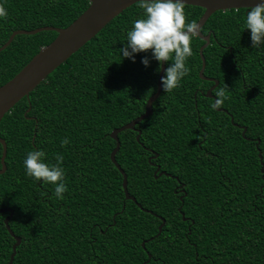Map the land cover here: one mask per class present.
Here are the masks:
<instances>
[{"label": "trees", "instance_id": "trees-1", "mask_svg": "<svg viewBox=\"0 0 264 264\" xmlns=\"http://www.w3.org/2000/svg\"><path fill=\"white\" fill-rule=\"evenodd\" d=\"M0 4L8 13L0 19L1 46L16 29L68 25L88 0ZM247 9L217 10L201 27L209 33L203 75L218 80L212 94L225 89L222 109L213 110L203 94L213 81L199 77L204 41L194 35L188 74L171 92L161 90L151 115L135 125L138 139L137 130L118 132L115 159L135 201L125 198L110 159L116 143L110 132L140 115L156 89L160 63L141 64L150 50L134 60L120 56L126 30L142 16L136 3L2 116L0 207L13 210L8 224L21 238L12 264H264V47H250ZM184 10L187 23L204 9ZM55 36L16 34L0 51V85ZM65 137L69 143L61 146ZM35 149L48 164L63 156V199L52 184L24 175L23 158ZM153 163L168 174L154 175ZM7 214L0 213V264L8 263L15 241Z\"/></svg>", "mask_w": 264, "mask_h": 264}, {"label": "water", "instance_id": "water-1", "mask_svg": "<svg viewBox=\"0 0 264 264\" xmlns=\"http://www.w3.org/2000/svg\"><path fill=\"white\" fill-rule=\"evenodd\" d=\"M257 2L258 0H184V4L200 6L204 9L195 23L199 26L198 34L196 35L204 41L199 47L201 66L198 74L202 79L213 81V85L203 93L205 96L212 98L213 94L211 93V91L218 83V80L213 77L203 75L205 59L202 51L209 44V33L203 34L201 32V27L203 26L207 18L217 10L224 11L231 8L236 9L241 7L249 8L251 5ZM133 3H135V0H88L87 7L74 20H72L68 25L64 27L44 25L33 29L13 30L8 36L7 40L0 46V51L11 42L16 34H34L42 30H53L56 32V36L48 44L41 46L39 50L11 78L0 85V119L22 97H28L30 91H32L41 81H43L49 73H51L60 64L65 62L71 54H73L87 41H89L113 17H115L123 9ZM164 67H166L165 61H161L156 82V89L147 98L144 111L129 122L119 127L113 128L110 132V136L116 142L114 148L110 152V159L122 175V188L125 194V198L131 199L133 201H135V198L127 191L126 173L115 159V153L118 150L120 143L117 134L124 129H133L137 130L136 139H138L140 129L136 128L135 125L142 119L151 115L152 103L159 96L162 90L160 87V76L163 74ZM231 122L233 123L232 116ZM245 130L246 127L243 126L241 132L242 135H244ZM0 143L2 145V152L0 157L1 174L6 168L4 162V158L6 155V143L2 137H0ZM156 155L157 154L153 152L152 156L149 157V160L150 158L156 157ZM158 169L159 166L157 165L156 172ZM163 172L166 174L165 171H161L159 172V174ZM137 205L140 206L139 203H137ZM144 210L149 211L148 209ZM6 211H8V214L4 217L3 221L6 229L15 240L12 244V251L7 263L12 264L16 252V246L19 245L21 238L18 235L14 234L8 224V220L11 218L13 210L8 207H0V213ZM163 224L164 218H161V223L158 226V234L161 231ZM142 246H144V241L142 242ZM149 258L150 254L148 253V259Z\"/></svg>", "mask_w": 264, "mask_h": 264}, {"label": "clouds", "instance_id": "clouds-1", "mask_svg": "<svg viewBox=\"0 0 264 264\" xmlns=\"http://www.w3.org/2000/svg\"><path fill=\"white\" fill-rule=\"evenodd\" d=\"M135 3L142 10V16L133 20L126 30V43L119 49L120 56L134 60L133 54L150 50V55L141 57L145 67L150 60L158 65L161 61H170L163 68L160 87L163 92H171L189 72L186 60L192 55L191 39L198 34L199 26L185 22L184 0H135ZM7 15V9L0 4V19ZM243 26L249 30L250 47H264V0H258L247 9ZM224 91L219 88L213 94L210 105L213 110L222 105L226 98ZM68 143L67 137L60 141L61 146ZM44 157L41 149L28 151L22 161L24 175L37 183L52 184L56 198L63 199L66 190L61 167L63 156L56 154L55 164L46 163Z\"/></svg>", "mask_w": 264, "mask_h": 264}, {"label": "flooded vegetation", "instance_id": "flooded-vegetation-1", "mask_svg": "<svg viewBox=\"0 0 264 264\" xmlns=\"http://www.w3.org/2000/svg\"><path fill=\"white\" fill-rule=\"evenodd\" d=\"M208 81H210V80H208ZM212 85H213V83L210 84V85H208V86L205 88V91H206L208 88H210ZM153 164L157 166L156 163H153ZM156 166H155V170H154V172H156ZM158 166H159V165H158ZM161 171H164V170L161 169L160 166H159V169L157 170V172H156L154 175H156V174H158V175L165 174L164 172L161 173V174H159V172H161ZM166 174H168V173H166ZM166 174H165V175H166ZM176 187H177L178 189L182 190V186H181V184H178Z\"/></svg>", "mask_w": 264, "mask_h": 264}]
</instances>
